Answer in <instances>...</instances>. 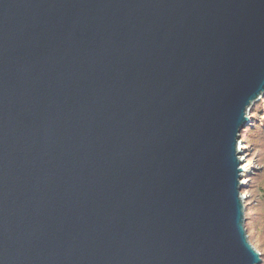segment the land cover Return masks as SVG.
Listing matches in <instances>:
<instances>
[{
	"label": "water",
	"instance_id": "1",
	"mask_svg": "<svg viewBox=\"0 0 264 264\" xmlns=\"http://www.w3.org/2000/svg\"><path fill=\"white\" fill-rule=\"evenodd\" d=\"M263 94L264 0H0V264H261Z\"/></svg>",
	"mask_w": 264,
	"mask_h": 264
},
{
	"label": "rangeland",
	"instance_id": "2",
	"mask_svg": "<svg viewBox=\"0 0 264 264\" xmlns=\"http://www.w3.org/2000/svg\"><path fill=\"white\" fill-rule=\"evenodd\" d=\"M263 98L264 94L256 101H262V110L264 109ZM253 105L256 106V103ZM252 106L248 110V123L242 128L238 140L240 181L244 184L240 195L247 217L245 228L249 242L258 252L264 254V248L259 247L264 244V128H262L264 127V115L262 114L264 111L256 110L257 114H254ZM248 129L254 135L244 132Z\"/></svg>",
	"mask_w": 264,
	"mask_h": 264
},
{
	"label": "trees",
	"instance_id": "3",
	"mask_svg": "<svg viewBox=\"0 0 264 264\" xmlns=\"http://www.w3.org/2000/svg\"><path fill=\"white\" fill-rule=\"evenodd\" d=\"M264 99V98H263ZM262 101H259V102H254V103H256V106H252V111H253V113L255 114H257V111L256 110H258V111H261L262 110V104L263 103H261ZM262 111H264V109L262 110ZM263 115H264V113H262ZM250 128V127H249ZM262 128H264V127H262ZM261 130H263V129H261ZM244 132L246 133V134H248V135H254V134H251L250 133V129H248V130H244ZM243 132V133H244ZM246 221H247V217H246ZM246 227V226H245ZM262 246H259L261 249H263L264 248V244H261ZM261 255H262V259H263V261H262V263H264V254L261 252Z\"/></svg>",
	"mask_w": 264,
	"mask_h": 264
},
{
	"label": "bare ground",
	"instance_id": "4",
	"mask_svg": "<svg viewBox=\"0 0 264 264\" xmlns=\"http://www.w3.org/2000/svg\"><path fill=\"white\" fill-rule=\"evenodd\" d=\"M247 116H248V114H247ZM238 146H239V143H238ZM239 160H240V158H238Z\"/></svg>",
	"mask_w": 264,
	"mask_h": 264
}]
</instances>
